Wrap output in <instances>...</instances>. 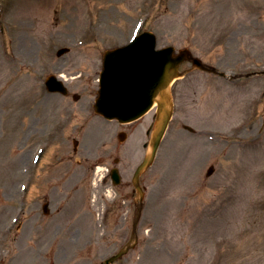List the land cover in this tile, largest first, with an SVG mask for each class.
<instances>
[{"label": "rangeland", "instance_id": "374dc122", "mask_svg": "<svg viewBox=\"0 0 264 264\" xmlns=\"http://www.w3.org/2000/svg\"><path fill=\"white\" fill-rule=\"evenodd\" d=\"M137 31L229 76L264 70V0H0V264H103L129 239L131 180L155 111L121 126V143L118 125L93 105L101 58ZM63 48L71 51L58 56ZM52 74L66 80L68 98L48 94ZM171 90L173 120L141 178L139 243L123 262L264 264V76L231 81L194 70ZM97 165L119 168L121 185L90 187Z\"/></svg>", "mask_w": 264, "mask_h": 264}, {"label": "water", "instance_id": "95a60500", "mask_svg": "<svg viewBox=\"0 0 264 264\" xmlns=\"http://www.w3.org/2000/svg\"><path fill=\"white\" fill-rule=\"evenodd\" d=\"M155 45V36L145 33L129 46L105 54L100 98L95 107L96 112L108 119L129 122L145 114L157 102L158 117L152 149L134 179L138 191V178L152 164L172 117L168 86L179 77V66L186 60H192L198 68H205L199 60L191 58L187 50L176 56L173 48L156 51ZM48 86L50 90L65 93L54 77L48 80Z\"/></svg>", "mask_w": 264, "mask_h": 264}]
</instances>
